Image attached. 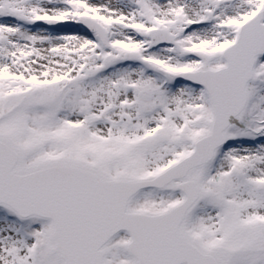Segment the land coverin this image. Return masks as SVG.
I'll use <instances>...</instances> for the list:
<instances>
[{"label":"snow or ice","instance_id":"snow-or-ice-1","mask_svg":"<svg viewBox=\"0 0 264 264\" xmlns=\"http://www.w3.org/2000/svg\"><path fill=\"white\" fill-rule=\"evenodd\" d=\"M0 264H264V0H0Z\"/></svg>","mask_w":264,"mask_h":264}]
</instances>
